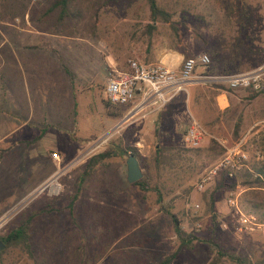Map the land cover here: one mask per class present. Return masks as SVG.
<instances>
[{
  "label": "rangeland",
  "instance_id": "obj_1",
  "mask_svg": "<svg viewBox=\"0 0 264 264\" xmlns=\"http://www.w3.org/2000/svg\"><path fill=\"white\" fill-rule=\"evenodd\" d=\"M183 1L187 13L184 17L182 13L172 17L180 38L179 47L184 50L179 67L185 56L207 54L208 46L218 48L222 60L232 58L234 65L249 64L250 68L242 71L264 66V0ZM48 2L0 0V30L6 33L11 21L20 23L23 13L36 18ZM99 2L90 1L82 8L81 15L70 21H76L86 41L93 46L97 44L94 47L102 53L125 64L127 59L139 61L153 50L170 51L166 25H160L159 32L149 42L142 35L146 21L142 0H135L132 5L124 1L117 7L99 6ZM72 27L67 25L65 30L72 32ZM199 34L204 42L198 40ZM195 70L203 73L204 67ZM93 93L97 89L90 85L88 95L81 99L79 125L58 133L62 136H55V144L38 147L42 156L30 159L25 153L26 148L36 146L41 139L36 134L26 144H10L8 137L0 142V235L13 228L11 220L17 212L28 209L36 213L30 227L29 250H13L5 256V264L13 261L15 264H156L174 251L176 255L169 264H207L215 253L213 244L226 254L246 257L253 263L264 260V221L244 202L245 188L240 180H234L231 175L224 179L227 184L215 190L213 215L201 197L218 185L223 167L200 190L196 189L198 179L207 175L228 149L245 154V165L237 175L244 167L261 162L264 93L249 97L244 89H231L225 83L191 82L163 104L146 106L124 121L121 119L133 107L132 103L123 106L126 111L120 118H110ZM2 106L6 113L7 106ZM5 116L10 117L7 113ZM192 120L202 126L204 134L193 147L198 156L190 161V178L183 186L157 202L154 193L126 181L127 146L134 147L141 156L158 144L189 147L182 135ZM237 120L240 126L235 138L232 125ZM3 132L1 129L0 133ZM209 139H214L222 149L214 159L201 150ZM48 142L52 141L46 139L45 145ZM108 146L113 148L114 155L91 178L78 185L80 165L88 156ZM52 151L58 153V163L50 158ZM57 169L60 172L54 181L58 184L57 193L50 192L57 188L54 183L39 189ZM74 193L77 195L69 207ZM232 197L242 214L255 217L257 227L237 228V213L228 203ZM171 215L184 232L196 236L188 247L178 249ZM218 264L233 263L221 257Z\"/></svg>",
  "mask_w": 264,
  "mask_h": 264
},
{
  "label": "crops",
  "instance_id": "obj_2",
  "mask_svg": "<svg viewBox=\"0 0 264 264\" xmlns=\"http://www.w3.org/2000/svg\"><path fill=\"white\" fill-rule=\"evenodd\" d=\"M19 22L8 23L6 33L0 30V130L5 131L0 133V142L8 137L10 144H26L36 134L41 138L39 142L25 150L32 159L42 156L38 147L55 144V136H62L58 133L79 125L81 99L88 95L90 85L97 89L92 96L98 98L105 113L103 87L106 73L110 69L124 70L126 63L113 60L94 47L97 44L93 46L87 42L76 21L67 22L70 23L68 26H74L72 32L68 28L65 30L64 24L55 22L53 25L51 19L30 18L26 13ZM181 56L179 51L153 50L139 62H160L177 70ZM3 104L7 106L8 118L1 110ZM21 130L24 131L18 134ZM46 139L52 142L45 145Z\"/></svg>",
  "mask_w": 264,
  "mask_h": 264
},
{
  "label": "trees",
  "instance_id": "obj_3",
  "mask_svg": "<svg viewBox=\"0 0 264 264\" xmlns=\"http://www.w3.org/2000/svg\"><path fill=\"white\" fill-rule=\"evenodd\" d=\"M92 0H49L46 7L37 15V18L43 21L53 20L59 25L64 24L63 28L67 27V23L70 20L75 19L81 15L82 8L88 6ZM94 1V0H93ZM98 0H95V2ZM124 1L128 5H132L135 0H101L99 6L110 4L117 7L118 4H123ZM145 4L146 16L145 23L142 29V35L146 39V42L150 41V37L159 32L160 25H166L169 29V42L168 49L173 51H179L184 53V50L179 47L180 38L177 33V27L172 17L175 13H187V8L183 0H142ZM220 2V0H218ZM96 30L95 27L91 28ZM197 38L200 42H204V37L199 34ZM197 50V49H196ZM207 54L209 59H212L210 63L204 67L203 74H230L241 72L250 68L249 64L239 62L236 65L233 64L232 58L222 60L219 55L218 48L214 46H208ZM192 56V55H188ZM187 57V56H185ZM245 62V61H244ZM221 86V84H219ZM248 92L249 97H253L258 91H253L251 88H244ZM103 107L105 113L114 119L120 118L126 111L123 106L111 105L106 100L103 101ZM240 126V120H237L232 125V134L236 138L238 136V129ZM38 138V136H37ZM129 154H132L136 160L139 168L143 169L142 178L132 182L139 186L143 191H151L156 196V201L159 202L163 196L168 195L173 190L181 187L190 178L191 168L190 161L192 158L198 156L194 153L196 149L193 147H185L175 144H158L155 146L146 156H141L134 147L127 146ZM205 156H209V159H214L221 151L220 145L214 140L209 139L207 145L201 149ZM125 152V149H122ZM261 151L263 153L262 160L259 163L253 164L251 167H244L240 174L237 175V171L233 172L232 176L234 180L237 178L240 180V184L244 186L242 198L244 202L249 206V209L258 215L259 219L264 221V137H261ZM114 151L111 146L106 147L102 151L91 154L80 165V173L77 177L78 185L82 184L85 180L91 178L96 169L104 163V161L113 156ZM220 181L215 189L208 191L207 194H202V200L206 205L207 211L212 215L214 214V192L217 188L227 184L224 179H229L228 169L221 168L219 172ZM233 186V185H232ZM188 188V187H187ZM77 193H74L73 197L69 201V207L72 201L75 199ZM71 208L69 212L71 213ZM36 213L23 209L17 212L12 218L11 222L13 228L7 233L0 235V242L3 248L0 250V264L4 263L6 255L15 250L17 252L29 250V238L30 227L35 218ZM173 220V228L176 237L179 240L178 249L182 247H188L192 240L196 238L191 233H186L182 230L178 220L171 215ZM212 248L215 253L207 264H218L221 257H225L226 260L233 264H264V260L251 262L246 257H239L236 255L226 254L220 251L215 244ZM177 251L170 253L156 264H169ZM10 264H15V261Z\"/></svg>",
  "mask_w": 264,
  "mask_h": 264
},
{
  "label": "built area",
  "instance_id": "obj_4",
  "mask_svg": "<svg viewBox=\"0 0 264 264\" xmlns=\"http://www.w3.org/2000/svg\"><path fill=\"white\" fill-rule=\"evenodd\" d=\"M209 63L208 55L203 52L183 58L177 70L169 69L160 62L141 63L135 59H127L126 69H110L106 73L103 87L105 100L111 105L119 106L132 103L131 109L135 112L146 106L163 104L177 92L184 90L186 85L197 81L225 83L231 89L249 87L253 91L264 93V66L230 74L205 75L195 72L196 67H205ZM203 134V128L192 121L186 127L182 139L187 146L195 147ZM49 156L56 163L60 160L56 151L50 152ZM244 162V153L238 149H228L223 159L212 167L207 175H202L198 179L196 189L200 190L220 167L227 168L228 176H231L245 165ZM59 173L57 169L51 178L53 183ZM54 184L57 188L50 192L56 194L58 184ZM228 203L237 213L236 222L239 230H252L259 225L252 214H242L239 211L235 198H229ZM193 206L197 207V204Z\"/></svg>",
  "mask_w": 264,
  "mask_h": 264
},
{
  "label": "water",
  "instance_id": "obj_5",
  "mask_svg": "<svg viewBox=\"0 0 264 264\" xmlns=\"http://www.w3.org/2000/svg\"><path fill=\"white\" fill-rule=\"evenodd\" d=\"M134 113V110H129L121 119V121H124L128 117H130ZM125 179L127 182H134L138 180L142 176L141 169L139 168L137 164L136 158L132 154H128V156L125 159ZM3 245L0 242V250L2 249Z\"/></svg>",
  "mask_w": 264,
  "mask_h": 264
},
{
  "label": "bare ground",
  "instance_id": "obj_6",
  "mask_svg": "<svg viewBox=\"0 0 264 264\" xmlns=\"http://www.w3.org/2000/svg\"><path fill=\"white\" fill-rule=\"evenodd\" d=\"M49 180L46 181L44 184H42L39 189H41L43 187H51L52 186L51 184H53V182H52V179H49Z\"/></svg>",
  "mask_w": 264,
  "mask_h": 264
}]
</instances>
